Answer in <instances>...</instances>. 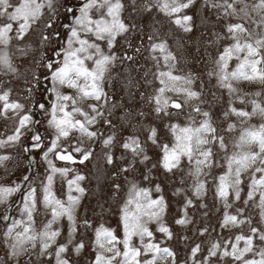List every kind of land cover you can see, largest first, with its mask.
Wrapping results in <instances>:
<instances>
[{
  "label": "snow or ice",
  "instance_id": "snow-or-ice-1",
  "mask_svg": "<svg viewBox=\"0 0 264 264\" xmlns=\"http://www.w3.org/2000/svg\"><path fill=\"white\" fill-rule=\"evenodd\" d=\"M0 121V264H264V0H0Z\"/></svg>",
  "mask_w": 264,
  "mask_h": 264
},
{
  "label": "rangeland",
  "instance_id": "rangeland-1",
  "mask_svg": "<svg viewBox=\"0 0 264 264\" xmlns=\"http://www.w3.org/2000/svg\"><path fill=\"white\" fill-rule=\"evenodd\" d=\"M247 90H254V89H247ZM3 128H4L3 122L0 121V129H3ZM40 131H41L42 134H44L45 136H47V133L45 132V129L43 127L40 128ZM24 142H25V144H28L29 143V140L26 138ZM47 143H48V141H47V139H45V144H47ZM9 151L12 152L13 155L16 154L14 150L9 149ZM0 154H2V150H0ZM12 163H14V161L13 162H9V166L10 167H11V164ZM57 164H58V166H65V163H63V162H58L57 161ZM69 166H71V165H69ZM23 167H26V161L22 165L21 170H19V171L16 172V176L17 177L18 176H21L23 174ZM88 167H91V165H89ZM80 168L83 171H86L87 170L83 166H80ZM0 171H2V170H0ZM111 224L113 226L116 224V219L115 218L112 219Z\"/></svg>",
  "mask_w": 264,
  "mask_h": 264
},
{
  "label": "water",
  "instance_id": "water-1",
  "mask_svg": "<svg viewBox=\"0 0 264 264\" xmlns=\"http://www.w3.org/2000/svg\"><path fill=\"white\" fill-rule=\"evenodd\" d=\"M58 162H60V161H58ZM63 163H65V162H63Z\"/></svg>",
  "mask_w": 264,
  "mask_h": 264
}]
</instances>
